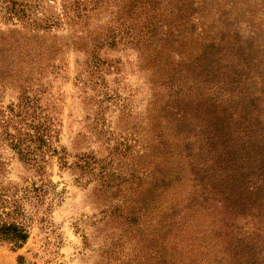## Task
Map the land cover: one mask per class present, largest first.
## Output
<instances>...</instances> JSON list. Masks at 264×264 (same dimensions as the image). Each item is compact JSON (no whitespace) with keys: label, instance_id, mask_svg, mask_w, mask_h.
I'll return each mask as SVG.
<instances>
[{"label":"rangeland","instance_id":"obj_1","mask_svg":"<svg viewBox=\"0 0 264 264\" xmlns=\"http://www.w3.org/2000/svg\"><path fill=\"white\" fill-rule=\"evenodd\" d=\"M196 1L207 6L201 21H210L219 49L264 72V0ZM145 17L135 0H0V32L33 28L56 43L29 106L16 88L0 89V220L28 233L18 249L0 240V264H170L168 229L150 201L133 223L116 212L132 179L108 186L98 169L76 165L85 154L111 157L116 174L133 166L154 88L135 45Z\"/></svg>","mask_w":264,"mask_h":264},{"label":"trees","instance_id":"obj_2","mask_svg":"<svg viewBox=\"0 0 264 264\" xmlns=\"http://www.w3.org/2000/svg\"><path fill=\"white\" fill-rule=\"evenodd\" d=\"M135 2L146 13L135 45L154 88L133 166L116 174L111 157L85 154L76 165L91 174L98 169L108 186L132 179L133 197L126 195L116 212L133 223L150 201L168 229L170 264H264V72L251 69L244 54L241 61L219 49L199 1ZM50 39L33 28L0 32V89L16 88L26 106L34 81L52 66ZM52 103L60 112L61 100ZM27 237L21 224L0 220V240L13 249ZM196 248L203 249L199 257Z\"/></svg>","mask_w":264,"mask_h":264}]
</instances>
